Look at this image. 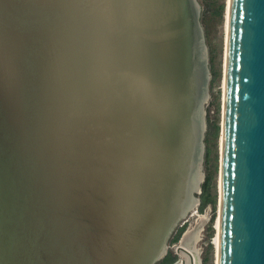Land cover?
Segmentation results:
<instances>
[{
  "label": "water",
  "instance_id": "obj_1",
  "mask_svg": "<svg viewBox=\"0 0 264 264\" xmlns=\"http://www.w3.org/2000/svg\"><path fill=\"white\" fill-rule=\"evenodd\" d=\"M196 0H0V264H155L197 205ZM217 264H264V0H229ZM210 204L172 252L195 248Z\"/></svg>",
  "mask_w": 264,
  "mask_h": 264
},
{
  "label": "rangeland",
  "instance_id": "obj_2",
  "mask_svg": "<svg viewBox=\"0 0 264 264\" xmlns=\"http://www.w3.org/2000/svg\"><path fill=\"white\" fill-rule=\"evenodd\" d=\"M199 6L198 25L204 53V85L202 103L204 111V131L202 134V153L199 170L203 174L201 189L195 197L197 205L176 226L175 230L167 238L168 251L180 240L174 241V236L179 228H183L182 234L199 215L205 213V208L210 204L208 220L199 231V239L195 242V248H201L199 253L200 264H216L215 245V220L218 216L219 200V167H220V136L223 102V75L225 62V7L226 0H196ZM209 176L207 193H203L202 185ZM207 200L203 205L201 196ZM182 234L180 237H182ZM174 251V250H173ZM172 252V251H171ZM166 253V254H167ZM173 255H175L172 252ZM166 256V255H165ZM164 256V257H165ZM163 257V258H164ZM177 257V255H176ZM163 258L155 264H161ZM178 259V257L176 258ZM176 262V261H175ZM174 262V263H175ZM165 262L163 264H174Z\"/></svg>",
  "mask_w": 264,
  "mask_h": 264
},
{
  "label": "bare ground",
  "instance_id": "obj_3",
  "mask_svg": "<svg viewBox=\"0 0 264 264\" xmlns=\"http://www.w3.org/2000/svg\"><path fill=\"white\" fill-rule=\"evenodd\" d=\"M228 9H229V0H226V7H225V31H226V38H227V24H228ZM225 46H226V39H225ZM226 48V47H225ZM223 93H224V75H223ZM220 187V186H219ZM215 229H216V234H215V247H216V251L218 248V233H219V216H217L216 220H215ZM180 241H178L174 246H173V250L175 251L176 247L179 246ZM177 257L178 259L176 260V262L174 264H179L182 260V257L179 253H177ZM217 264V261H216Z\"/></svg>",
  "mask_w": 264,
  "mask_h": 264
},
{
  "label": "trees",
  "instance_id": "obj_4",
  "mask_svg": "<svg viewBox=\"0 0 264 264\" xmlns=\"http://www.w3.org/2000/svg\"><path fill=\"white\" fill-rule=\"evenodd\" d=\"M209 180H210V178H209V176H207L205 181H204V183H203V185H202V190H203L202 194L207 193L208 186H209ZM201 200H202L203 205L207 202V200L204 198L203 195L201 196ZM182 230H183L182 227L177 230V232H176V234L174 236V241H178L179 240V238H180V236L182 234ZM176 258H177L176 255H173L172 252L169 251L166 254V256L163 258V262H161V264H163L165 262H173L174 263L177 260Z\"/></svg>",
  "mask_w": 264,
  "mask_h": 264
}]
</instances>
